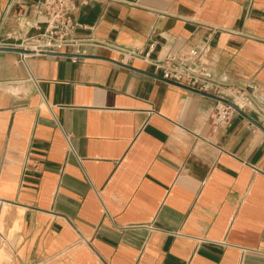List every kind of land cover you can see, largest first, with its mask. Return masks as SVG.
Returning <instances> with one entry per match:
<instances>
[{
    "label": "crops",
    "instance_id": "0c3cea01",
    "mask_svg": "<svg viewBox=\"0 0 264 264\" xmlns=\"http://www.w3.org/2000/svg\"><path fill=\"white\" fill-rule=\"evenodd\" d=\"M36 0H0V46ZM77 37L206 66L248 107L105 48L0 51V264H264V0H85ZM33 33L34 30H31Z\"/></svg>",
    "mask_w": 264,
    "mask_h": 264
},
{
    "label": "built area",
    "instance_id": "2783aa9c",
    "mask_svg": "<svg viewBox=\"0 0 264 264\" xmlns=\"http://www.w3.org/2000/svg\"><path fill=\"white\" fill-rule=\"evenodd\" d=\"M79 1L85 0H36L33 8L35 20L27 29L19 28L8 33L6 39L17 43L5 46L21 48L33 54L66 53L71 57L87 55L90 48H105L122 58L143 62L152 66L155 72H159L165 82L213 96L215 104L209 116L213 130L225 126L235 111L225 100L230 101L239 110L248 107L249 99L244 92L224 86L209 73L206 66L209 53L207 44H200L189 50L170 51L161 58H153L150 53L151 45L149 50L143 53L139 48L126 49L93 35L77 37L75 31L79 25L74 13ZM259 114L264 125V104L259 108Z\"/></svg>",
    "mask_w": 264,
    "mask_h": 264
},
{
    "label": "water",
    "instance_id": "95a60500",
    "mask_svg": "<svg viewBox=\"0 0 264 264\" xmlns=\"http://www.w3.org/2000/svg\"><path fill=\"white\" fill-rule=\"evenodd\" d=\"M0 51L14 52V53H18L22 56L32 53L31 51L24 50L21 48H15V47H11V46H0ZM50 55H59V54H50ZM225 103L228 104L229 106H231L234 110H238V108L236 106H234L230 101L225 100Z\"/></svg>",
    "mask_w": 264,
    "mask_h": 264
},
{
    "label": "rangeland",
    "instance_id": "374dc122",
    "mask_svg": "<svg viewBox=\"0 0 264 264\" xmlns=\"http://www.w3.org/2000/svg\"><path fill=\"white\" fill-rule=\"evenodd\" d=\"M12 43H17V42H12Z\"/></svg>",
    "mask_w": 264,
    "mask_h": 264
}]
</instances>
